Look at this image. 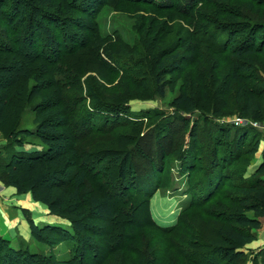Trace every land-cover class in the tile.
I'll use <instances>...</instances> for the list:
<instances>
[{
  "label": "rangeland",
  "instance_id": "374dc122",
  "mask_svg": "<svg viewBox=\"0 0 264 264\" xmlns=\"http://www.w3.org/2000/svg\"><path fill=\"white\" fill-rule=\"evenodd\" d=\"M61 20L59 26L50 24L60 52L53 61L42 40L28 50L18 41L21 25L0 18V60L17 56L31 65L11 94L0 128V182L12 187L3 175L12 148L42 149L35 108L60 93L69 158L87 173L79 203L114 191L117 217L93 221L87 235L77 236L70 219L49 207L54 220L29 211L41 228L56 229L44 230L47 242L32 234L3 237L7 244L42 264H229L214 256L212 245L219 226L241 211L239 190L264 153V127L253 131L259 148L251 135L225 143L220 129L233 132L235 120L242 119L237 98L242 85L235 75L264 96V42L257 37L246 43L256 33L254 25L264 26V0H98ZM224 23L231 26L217 31ZM239 29L246 37L239 33L232 41ZM237 42L260 49L253 70L236 69L245 61L233 52ZM183 92L195 97V111L175 103ZM11 132L19 143L8 139ZM125 154L132 168L122 184L114 162ZM78 173L68 169L56 190L68 203ZM259 178L264 181V175ZM23 194L39 202L33 192ZM261 221L255 241L235 264H264Z\"/></svg>",
  "mask_w": 264,
  "mask_h": 264
},
{
  "label": "trees",
  "instance_id": "16d2710c",
  "mask_svg": "<svg viewBox=\"0 0 264 264\" xmlns=\"http://www.w3.org/2000/svg\"><path fill=\"white\" fill-rule=\"evenodd\" d=\"M98 0H0V18L7 21H15L23 30L24 35L18 38L19 43H24L28 50L38 40H42L45 47L52 52L53 61L60 59L59 44L55 39L50 24L60 25L62 15L72 14L76 11L85 12ZM164 5V4H163ZM75 21V18H73ZM236 22V20H235ZM222 25V26H221ZM221 27L231 26L228 23L221 24ZM251 36L246 40L252 41L259 37L261 43L264 42V26L256 24L253 26ZM232 41L238 39L239 33L244 36V29L236 30ZM242 38V40L244 39ZM246 43L237 42L233 45V52L238 54L245 61H238L236 69L243 72L253 70L255 65V54L260 50L254 46H247ZM250 43V42H249ZM2 50V49H1ZM23 50V49H21ZM25 50V49H24ZM3 51V50H2ZM26 52V50H25ZM24 52V54H25ZM31 52V51H30ZM23 54V52H22ZM26 57V55H23ZM178 56H175L174 60ZM31 71V65L22 57L11 56L0 60V128L5 124L8 102L14 89L22 78L27 77ZM242 86L237 92L239 99V112L242 118L249 121L262 122L264 120V96L254 89H246L244 79L237 74L234 76ZM264 89V88H263ZM164 95V90H161ZM63 103L62 96L59 94L42 99V102L35 108L37 112L36 128L37 137L42 143V149L38 151H16L10 150L4 161V174L7 177L8 186L15 187L19 194L33 192L37 201L46 204L51 213L60 217H67L73 224L77 236L89 233L90 223L96 220H114L117 217V201L114 191H105L93 196L90 202L82 206L79 203L80 188L86 181V170L84 165L74 158H69L72 154L71 141L64 128L67 122L63 117L59 106ZM175 103L186 112H193L198 108L195 97L189 92L180 94ZM83 125L78 126L81 129ZM235 130L221 128L222 140L226 142L234 139L237 142L257 138V148L261 146V139L254 133L255 127L251 125L234 126ZM253 132V133H252ZM27 132L22 131L21 134ZM14 138L15 143H19L18 137L11 132L9 140ZM72 145H77L73 140ZM78 151V150H76ZM74 155H83L80 151ZM218 154V153H217ZM216 160V152H214ZM119 167V179L124 184L130 174L132 163L130 155L125 154L119 157L116 162ZM113 164V165H114ZM69 167V168H68ZM71 167L77 169L79 173L75 177V189L71 194L73 203H68L64 198L56 193V190L64 182L62 176ZM255 173L252 179L244 182L239 190V207L241 211L231 214L227 225L219 226L218 242L212 245L214 256L221 258L229 264L237 263L245 252V249L256 239V233L262 228V218H264V181L259 178L264 175V153L257 167L252 169ZM42 191L39 196L37 191ZM32 234L40 242H47L44 230H55L53 226L41 228L31 217L29 210L24 211ZM247 213H253L248 215ZM85 243H90L91 238L85 236ZM36 257V256H34ZM40 260V261H39ZM34 260L28 257L22 250H16L7 244L0 236V264H42L41 259ZM155 264V263H147Z\"/></svg>",
  "mask_w": 264,
  "mask_h": 264
},
{
  "label": "crops",
  "instance_id": "0c3cea01",
  "mask_svg": "<svg viewBox=\"0 0 264 264\" xmlns=\"http://www.w3.org/2000/svg\"><path fill=\"white\" fill-rule=\"evenodd\" d=\"M25 210L47 220L55 219L47 214L49 209L46 204L34 201L30 195L18 194L16 188L6 187L0 182V236L7 239H14L17 236L29 239L32 236Z\"/></svg>",
  "mask_w": 264,
  "mask_h": 264
},
{
  "label": "built area",
  "instance_id": "2783aa9c",
  "mask_svg": "<svg viewBox=\"0 0 264 264\" xmlns=\"http://www.w3.org/2000/svg\"><path fill=\"white\" fill-rule=\"evenodd\" d=\"M236 121V125L237 126H240V125H251L252 127H255V128H259V127H264V126H262V124L260 125L259 124V122H254V121H249V120H247V119H237V120H235Z\"/></svg>",
  "mask_w": 264,
  "mask_h": 264
}]
</instances>
